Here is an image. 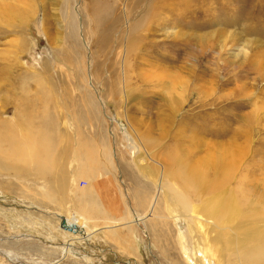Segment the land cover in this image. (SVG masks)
<instances>
[{"label": "rangeland", "instance_id": "rangeland-1", "mask_svg": "<svg viewBox=\"0 0 264 264\" xmlns=\"http://www.w3.org/2000/svg\"><path fill=\"white\" fill-rule=\"evenodd\" d=\"M17 113V142L57 146L44 176L3 137ZM1 137L0 264H264L227 249L264 235V0H0ZM210 158L245 217L215 225Z\"/></svg>", "mask_w": 264, "mask_h": 264}, {"label": "bare ground", "instance_id": "bare-ground-1", "mask_svg": "<svg viewBox=\"0 0 264 264\" xmlns=\"http://www.w3.org/2000/svg\"><path fill=\"white\" fill-rule=\"evenodd\" d=\"M108 8H109V6H108ZM4 14V13H3ZM98 15V14H97ZM94 16H96V13L94 14ZM102 16V15H101ZM100 17V16H99ZM93 19V18H92ZM97 20V19H96ZM136 25V24H135ZM139 27V23H138V25H137V28ZM110 29V28H109ZM108 29V30H109ZM130 32H131V30H130ZM133 32H134V30H133ZM107 34H109V32H107ZM107 40V39H106ZM8 68V67H7ZM11 68V67H10ZM9 76V75H8ZM21 109V108H20ZM13 121H10V120H5V122H6V124L8 125V127L7 128H9V130H11V128H12V131H13V133L10 135V136H3L4 138H8V137H11V141H13V144H12V150H13V155L14 156H17L18 157V153H19V156H22V154H24V155H26V154H28L30 157H31V162H32V164L33 165H35V167H36V169L38 170V172H39V174H42L44 171H46L47 169L48 170H50L51 168H52V166H53V164L52 163H54V160L52 159V157L54 156L53 155V153H54V151H55V148H57V146L55 147V145L53 144V142H52V138H50V137H47L43 132H42V136L41 137H39V134L37 135V136H35L34 134L32 135V136H29V135H27L26 134V132H24V133H22L23 135H25L26 134V136H25V138L23 139V140H21L20 142H17L16 141V136H17V134H16V130H17V128H20L21 129V131H25V130H28L29 128V126H28V124H24L25 122H27L28 123V121H27V119H19V115H18V113H17V115L14 117V119H12ZM22 120L24 121V122H22ZM33 120V119H32ZM45 127V126H44ZM78 130V129H77ZM18 131V130H17ZM32 132V131H31ZM50 132V131H49ZM14 134V135H13ZM21 136V135H20ZM35 136V137H34ZM3 137H1V139H0V144L2 145L3 144V142H4V140H3ZM61 141V140H60ZM56 143V142H55ZM5 144V143H4ZM65 144V143H64ZM56 145H58V144H56ZM81 146H82V143H81ZM80 146V148H82ZM66 147V146H65ZM79 148V149H80ZM63 150V149H62ZM67 150H69L68 149V147L65 149L64 148V150H63V152H67ZM83 153H84V158H85V160H87V162L89 161V164L88 165H90L91 164V162H92V157H91V153L89 152V150H82V149H80ZM62 152V153H63ZM83 153H81V155L83 154ZM66 155V154H65ZM24 157V156H23ZM30 157H29V160H30ZM54 158V157H53ZM1 160V159H0ZM26 160V159H25ZM27 161V160H26ZM221 160L219 159V158H210V159H208L206 162H205V164L203 165V167L206 169V171L208 172V177L211 179V175L213 174V177H214V179L212 180V181H210V179H208L207 181H205L206 182V184L209 186L208 188H206V189H204V190H202V188H203V186H204V182H203V178L206 176H204L203 174H200L199 173V175H198V172H197V170L196 169H193L192 170V173H193V177L194 178H198V179H201V180H199V185H200V187H199V185H198V187L200 188V192H201V194L200 195H205V196H207L209 193H212V194H215V195H217V196H223V195H225V194H230V196H231V198H232V204L230 205V207H229V211L228 212H223L222 213V215L221 216H218L217 217V219H216V221H215V225L216 224H218V223H220V221L223 219V217H225V216H227V215H229L232 211H234V215H236L238 212L237 211H239L241 214H242V212L240 211V208H241V200H238L237 198H236V195H234L233 194V191H227V192H225V190H223L224 189V187H225V183L223 182L224 180H220V181H218V177L217 176H225V173L224 172H222L223 170H224V166L222 165V161L220 162ZM12 162V161H11ZM24 162V161H23ZM19 163V162H18ZM93 163V162H92ZM16 164V163H15ZM92 165V164H91ZM0 166H4V165H0ZM9 166H11V167H9V169H11L12 170V167L14 166V164L12 165V164H10ZM5 167V166H4ZM34 167V168H35ZM95 167H96V165H95ZM186 167V166H185ZM2 169V168H1ZM15 169H16V167H15ZM61 169V168H60ZM226 169V168H225ZM14 170V169H13ZM17 170H18V168H17ZM36 170V171H37ZM61 170H63V169H61ZM94 170V168H87V167H85L84 166V164H83V166L80 168V174L82 173V172H84V171H87V172H92ZM16 171V170H15ZM184 171H185V169H184ZM17 172H19V171H17ZM191 174V173H190ZM4 175H5V173H4ZM11 175V174H10ZM43 175V174H42ZM189 175V174H188ZM21 176V175H20ZM44 176V175H43ZM184 177H185V179L186 178H189V176H186V175H183ZM55 177V176H54ZM64 177V176H63ZM192 177V179H194ZM56 187H57V190L59 191V189L58 188H61V190H62V187H67L66 185H67V183H66V185H65V183H64V180H62L61 179V177H56ZM181 179V178H180ZM245 179V178H244ZM243 179V180H244ZM229 181V180H228ZM243 182V181H242ZM50 184V183H49ZM246 184V183H245ZM245 186V185H244ZM247 186V185H246ZM195 186H194V184L193 183H191V184H189V185H186L185 186V188H194ZM252 187L253 186H251L250 188H247V190H246V192L245 191H243L244 190V188H242V187H240V192L242 193V194H244V196L246 195V193H247V195L248 194H250V193H252ZM90 188V187H89ZM66 189V188H65ZM50 190V189H49ZM86 190V189H85ZM91 190V189H90ZM238 191H239V189H238ZM263 191V190H262ZM261 191V192H262ZM50 192L51 193H56V197L57 198H61L60 199V202H62L63 203V201H64V199L66 198V195L64 194V193H57V192H55L54 191V189L52 190H50ZM228 192H231V193H228ZM175 193V192H174ZM217 193V194H216ZM254 193H256V192H254ZM50 194V193H49ZM262 194V193H261ZM51 195V194H50ZM58 195V196H57ZM241 195V194H240ZM54 196V197H55ZM177 196H178V194H177ZM250 196H251V194H250ZM254 196V195H253ZM242 197H243V195H242ZM259 197H261V195H259ZM258 197V198H259ZM257 198V197H256ZM257 198V199H258ZM261 198H263V197H261ZM179 200H183V205L182 206H184V207H188L189 206V204H190V201L188 200V199H186L185 197H184V195L183 194H179ZM244 201V200H243ZM189 204H188V203ZM219 206V202H217L216 200H215V196H211L210 198H208V199H206L205 200V202H204V204H203V209L200 211L203 215H205V216H210V219H212L213 218V216H214V214H215V211H216V209H217V207ZM248 207V206H247ZM247 207H245V208H247ZM199 208V207H198ZM255 209V208H254ZM253 209V210H254ZM95 210V209H94ZM237 210V211H236ZM92 211H93V209H92ZM246 211V210H245ZM261 211V210H260ZM254 212V211H253ZM83 213V212H82ZM82 213L81 212H79V216L80 217H83V218H85L83 215H82ZM92 213V212H91ZM90 213V214H91ZM248 213V212H247ZM263 213V212H262ZM148 215H149V212H148ZM244 216V214H242V217ZM250 216V215H249ZM253 216V215H252ZM255 216V215H254ZM245 217V216H244ZM257 217V216H256ZM86 219V218H85ZM255 219V218H254ZM257 219V218H256ZM241 224V228L243 227L245 230H244V232H243V234H242V236L244 235H246V238H244V239H242L243 237H241V238H236V240L234 239L233 240V242L234 243H237V241L239 240V239H242V243L239 245V247H237L236 248V250L237 251H234L235 249H234V247H232V242L230 241V242H228L227 243V249L228 250H230L231 252H232V254H238V257H240V256H243V259H244V261L246 262V263H250V261H254V260H256V259H258V258H261V256H264V235L263 234H260V233H258L257 234V236H255L254 235V233L252 232V229H253V226H256V224H253L252 222L250 223V224H248V225H246V224H244V223H240ZM239 224V225H240ZM222 227H224V226H222ZM66 228H67V226H66ZM66 230V229H65ZM66 231H68V230H66ZM68 232H71V231H68ZM78 233V232H77ZM257 233V232H256ZM245 241H248V243L250 244V249H248V248H246V247H244V249L246 250L245 251V253H244V251H243V249H242V246H243V244L245 243ZM248 244V245H249ZM252 244H254V245H252ZM116 248V247H115ZM221 250V249H220ZM222 251H224V250H221V252ZM233 256H235V255H233ZM242 260V259H241ZM243 261V262H244ZM242 262V261H241ZM176 264V263H175Z\"/></svg>", "mask_w": 264, "mask_h": 264}, {"label": "water", "instance_id": "water-1", "mask_svg": "<svg viewBox=\"0 0 264 264\" xmlns=\"http://www.w3.org/2000/svg\"><path fill=\"white\" fill-rule=\"evenodd\" d=\"M66 223H65V220L64 219H61V222H60V227L62 228V229H66V230H68V231H71V232H75L76 231V227L74 226V225H72V226H67V228H66V225H65Z\"/></svg>", "mask_w": 264, "mask_h": 264}, {"label": "crops", "instance_id": "crops-1", "mask_svg": "<svg viewBox=\"0 0 264 264\" xmlns=\"http://www.w3.org/2000/svg\"><path fill=\"white\" fill-rule=\"evenodd\" d=\"M120 256H123V257H125V258H128L126 255H124V254H121Z\"/></svg>", "mask_w": 264, "mask_h": 264}]
</instances>
